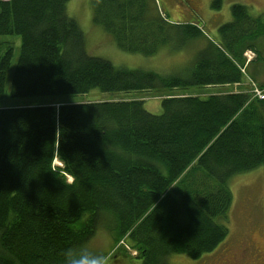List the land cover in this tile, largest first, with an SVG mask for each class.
Returning <instances> with one entry per match:
<instances>
[{
	"label": "trees",
	"instance_id": "16d2710c",
	"mask_svg": "<svg viewBox=\"0 0 264 264\" xmlns=\"http://www.w3.org/2000/svg\"><path fill=\"white\" fill-rule=\"evenodd\" d=\"M69 1H0V35L20 37L12 98L241 85L243 53L261 59L264 22L243 5L213 42L198 22H168L155 0H90L93 23L124 52L199 47L169 73L116 66L86 53ZM12 54L0 43V264H63L99 229L141 264L196 260L225 239L228 181L264 165V99L243 88L159 95V115L142 100L3 106Z\"/></svg>",
	"mask_w": 264,
	"mask_h": 264
},
{
	"label": "rangeland",
	"instance_id": "374dc122",
	"mask_svg": "<svg viewBox=\"0 0 264 264\" xmlns=\"http://www.w3.org/2000/svg\"><path fill=\"white\" fill-rule=\"evenodd\" d=\"M155 1L168 22H198L204 31L203 34L210 40H217L218 27L232 20L231 6L233 4L245 6L253 18L261 17L264 22V0H219L217 7L213 6L215 0ZM67 14L77 22L83 33L86 53L89 56L108 60L116 66L169 73L180 70L189 64L195 51L199 49L196 43L189 42L186 47L180 50H173L168 46L162 47L152 56L124 52L116 46L110 34L93 23L90 0H70L67 3ZM0 43H8L13 48L1 100L3 106H41L43 104L58 106L62 103L92 100H142L143 108L147 112L159 115L161 113V97L159 95L204 96L231 89L230 87L217 90L209 87H192L186 90L174 89L164 93L155 91L102 93L93 90L82 95L12 98L10 96V81L20 52V37L0 35ZM258 46L261 52L260 60L257 61L254 54L246 64V58L243 56L244 84L242 87L247 91L257 88L264 92V88H261V85H264V37L260 39ZM239 89L241 88L237 87L232 90ZM59 163L55 159L54 164L59 166L61 165ZM228 187L232 196L231 204L226 221H219L227 228L225 239L214 250L203 254L196 260L182 254H173L169 257L170 264H260L255 258L260 254L259 250L264 251V165L251 172L234 175L228 181ZM89 243L91 249L96 252H111V264H141V259L138 258V254L134 250L125 246L122 241L115 245L112 235L107 231L99 229Z\"/></svg>",
	"mask_w": 264,
	"mask_h": 264
},
{
	"label": "clouds",
	"instance_id": "9594fccd",
	"mask_svg": "<svg viewBox=\"0 0 264 264\" xmlns=\"http://www.w3.org/2000/svg\"><path fill=\"white\" fill-rule=\"evenodd\" d=\"M111 261V252L101 253L79 246L65 249L63 264H111Z\"/></svg>",
	"mask_w": 264,
	"mask_h": 264
},
{
	"label": "built area",
	"instance_id": "2783aa9c",
	"mask_svg": "<svg viewBox=\"0 0 264 264\" xmlns=\"http://www.w3.org/2000/svg\"><path fill=\"white\" fill-rule=\"evenodd\" d=\"M249 54V55H248ZM245 56L247 57V60H250L254 55L252 54V52L247 51ZM253 93L256 97H258L259 99H263L264 98V94L263 92H261L259 89L255 88V90H253Z\"/></svg>",
	"mask_w": 264,
	"mask_h": 264
},
{
	"label": "crops",
	"instance_id": "0c3cea01",
	"mask_svg": "<svg viewBox=\"0 0 264 264\" xmlns=\"http://www.w3.org/2000/svg\"><path fill=\"white\" fill-rule=\"evenodd\" d=\"M243 84H244V83H243ZM243 84H241V85H232V87L226 85V86H213V87H209V88H216L215 90H217V89H224V88H228V87H230L231 89L228 90V91H237V90H232V89H233V88L236 89L237 87H239V88L242 89V88H243V87H242ZM217 92H219V91H217ZM220 92H221V91H220ZM214 93H216V92H214Z\"/></svg>",
	"mask_w": 264,
	"mask_h": 264
},
{
	"label": "flooded vegetation",
	"instance_id": "af4514ba",
	"mask_svg": "<svg viewBox=\"0 0 264 264\" xmlns=\"http://www.w3.org/2000/svg\"><path fill=\"white\" fill-rule=\"evenodd\" d=\"M260 254L256 256L255 260L259 262L260 264H264V251L259 250Z\"/></svg>",
	"mask_w": 264,
	"mask_h": 264
},
{
	"label": "bare ground",
	"instance_id": "6f19581e",
	"mask_svg": "<svg viewBox=\"0 0 264 264\" xmlns=\"http://www.w3.org/2000/svg\"><path fill=\"white\" fill-rule=\"evenodd\" d=\"M162 14V13H161ZM201 28V27H200ZM201 30H202V28H201ZM203 31V30H202ZM204 32V31H203ZM211 41H215V40H211ZM249 62V60H246L245 61V63L247 64ZM243 67H244V65L243 66H241V67H239L240 68V71L242 72V74H243ZM243 76H244V74H243ZM55 161V160H54ZM61 164V163H60ZM53 165L54 166H56L55 164H54V162H53ZM61 165H59V167H60ZM69 180H70V178H69ZM122 241V240H121ZM123 242V241H122ZM124 243V242H123ZM125 244V243H124ZM126 246V245H125ZM137 253V252H136Z\"/></svg>",
	"mask_w": 264,
	"mask_h": 264
}]
</instances>
